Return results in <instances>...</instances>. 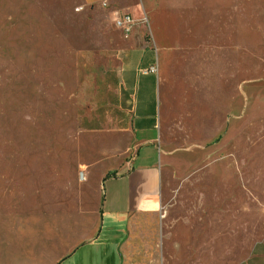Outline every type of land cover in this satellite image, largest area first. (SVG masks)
<instances>
[{"label":"rangeland","instance_id":"374dc122","mask_svg":"<svg viewBox=\"0 0 264 264\" xmlns=\"http://www.w3.org/2000/svg\"><path fill=\"white\" fill-rule=\"evenodd\" d=\"M125 1L158 84L122 134L93 94L109 8L0 0V264H243L263 236L264 0Z\"/></svg>","mask_w":264,"mask_h":264},{"label":"crops","instance_id":"0c3cea01","mask_svg":"<svg viewBox=\"0 0 264 264\" xmlns=\"http://www.w3.org/2000/svg\"><path fill=\"white\" fill-rule=\"evenodd\" d=\"M88 4L101 5L109 8V14L113 16L116 25V18L123 13L128 12L132 18L138 15L136 5L126 2L125 0H84ZM134 20V18H133ZM135 22V21H134ZM117 26V25H116ZM122 33V28L117 26ZM122 43L113 49L112 52L102 53L104 65V72L97 88L94 90V96L101 95L103 98V125L110 129H117L122 134L136 131H148L154 129L155 126V105H156V89L158 84L157 76L151 72H141L148 70L153 65V45L150 41L144 39L143 35L134 33V25L130 32L122 33ZM94 54L88 55L87 62L92 61ZM97 85V84H96ZM88 104H90L88 102ZM91 105V104H90ZM98 114H88L85 118V123L92 122L93 118H97ZM129 149L126 148L122 152V156L127 153ZM133 157L128 158L132 160ZM134 169V168H133ZM132 170L126 172L123 177H129ZM154 191H149L144 194L143 199L137 203V207L131 214L145 212L140 209L155 210V200L150 202L153 198ZM122 212V221L125 224L122 226V234L124 230H128L131 223V217L124 216L125 210ZM127 219V220H124ZM99 236V235H98ZM123 236V235H122ZM91 237L86 242H92ZM126 240V238H125ZM125 240L119 244V251ZM84 242V243H86ZM82 243V244H84ZM81 244V245H82ZM62 257V256H61ZM83 259V258H82ZM123 260L122 250L120 254V261ZM243 264H264V231L263 236L258 239L252 246L251 252L245 259Z\"/></svg>","mask_w":264,"mask_h":264},{"label":"built area","instance_id":"2783aa9c","mask_svg":"<svg viewBox=\"0 0 264 264\" xmlns=\"http://www.w3.org/2000/svg\"><path fill=\"white\" fill-rule=\"evenodd\" d=\"M115 22L117 26L124 29L126 34L130 32L132 26L135 23L131 14L128 12H125L121 16L117 17ZM143 71L144 72H147V71L155 72V67L152 65L148 70H143Z\"/></svg>","mask_w":264,"mask_h":264}]
</instances>
